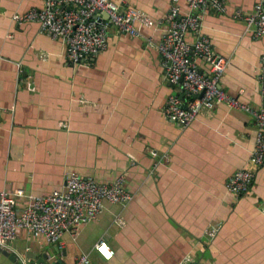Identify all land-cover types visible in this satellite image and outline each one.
<instances>
[{
    "label": "crops",
    "instance_id": "crops-1",
    "mask_svg": "<svg viewBox=\"0 0 264 264\" xmlns=\"http://www.w3.org/2000/svg\"><path fill=\"white\" fill-rule=\"evenodd\" d=\"M225 2L224 13L203 15L201 31L231 57L221 87L257 106L264 36L252 37L231 14L264 0ZM178 4L189 11L185 0ZM171 5L125 0L123 7L148 15L153 26L138 37L112 27L107 48L84 66L68 63L64 43L36 22L14 18L40 8L41 0H0V189L46 195L75 172L104 182L124 175L132 195L125 206L107 203L76 235L65 232L55 244L37 240L21 253L51 249L66 264L81 255L87 264H264V164L246 195L225 188L234 171L250 164L253 117L225 103L203 109L188 126L163 113L180 87L165 78L147 38L160 40ZM32 238L20 231L13 242ZM102 238L114 251L110 260L94 249Z\"/></svg>",
    "mask_w": 264,
    "mask_h": 264
},
{
    "label": "built area",
    "instance_id": "built-area-1",
    "mask_svg": "<svg viewBox=\"0 0 264 264\" xmlns=\"http://www.w3.org/2000/svg\"><path fill=\"white\" fill-rule=\"evenodd\" d=\"M42 6L24 13H16L18 21H32L39 31L65 45V57L72 65L90 66L96 56L108 46L110 29L138 37L144 27L154 21L133 7H123L125 0H41ZM189 11L183 12L179 0H172L167 13L168 27L157 42L148 37V44L160 55L165 78L180 87V93L171 94L163 113L171 122L188 126L203 109H212L220 103L245 111L255 122V141L249 166L234 171L225 182L226 190L236 196L246 195L253 184L257 167L264 164V54L258 69L261 103H246L225 91L220 80L230 65L231 57L216 51L209 36L202 33V17L208 11L224 13L225 0H185ZM233 19L243 20L246 31L258 39L264 36V5L257 3L250 12L236 8ZM187 34H193L190 41ZM198 60L208 63L202 69ZM202 96L198 95L202 93ZM196 94V96H194ZM132 199L125 188L124 175L110 182L93 176L70 172L64 187L46 195L28 194L23 188L0 189V247L7 249L20 231L38 241L58 243L65 232L76 235L84 225L95 221L106 209L107 203L127 205ZM26 201L24 206L20 204ZM104 260H110L114 251L105 239L94 245ZM8 250V249H7ZM31 251L26 249V252ZM22 264L29 259L21 253ZM86 255L75 258V264H87ZM65 263V262H64ZM66 264V263H65ZM182 264V263H180Z\"/></svg>",
    "mask_w": 264,
    "mask_h": 264
},
{
    "label": "water",
    "instance_id": "water-1",
    "mask_svg": "<svg viewBox=\"0 0 264 264\" xmlns=\"http://www.w3.org/2000/svg\"><path fill=\"white\" fill-rule=\"evenodd\" d=\"M203 94L200 93L198 96L201 97ZM196 96V94H194ZM55 251L58 252V250L55 248ZM0 252L9 258L11 262L14 264H22V260L17 257V255L7 249H3L0 247ZM28 251L25 252V257L29 259L28 264H65L62 258H59L57 255H54L51 249H48L47 251Z\"/></svg>",
    "mask_w": 264,
    "mask_h": 264
},
{
    "label": "rangeland",
    "instance_id": "rangeland-1",
    "mask_svg": "<svg viewBox=\"0 0 264 264\" xmlns=\"http://www.w3.org/2000/svg\"><path fill=\"white\" fill-rule=\"evenodd\" d=\"M36 241H37V239L32 238V239H30V240L27 241V242H26V241L23 242V243L20 242V243L17 245V247L14 245V242H11L10 245L7 247V249H8L9 251L15 253V254L17 255V257H19V259H21V252H20V251H23V250H24V249H23L24 245H25V244H28V243L33 244V243H36ZM0 264H14V263L11 262V261L9 260L8 257L4 256V255L0 252Z\"/></svg>",
    "mask_w": 264,
    "mask_h": 264
}]
</instances>
